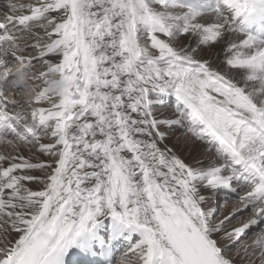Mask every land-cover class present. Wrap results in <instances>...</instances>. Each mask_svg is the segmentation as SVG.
I'll return each mask as SVG.
<instances>
[{
	"label": "snow or ice",
	"instance_id": "obj_1",
	"mask_svg": "<svg viewBox=\"0 0 264 264\" xmlns=\"http://www.w3.org/2000/svg\"><path fill=\"white\" fill-rule=\"evenodd\" d=\"M0 264H264V0H0Z\"/></svg>",
	"mask_w": 264,
	"mask_h": 264
},
{
	"label": "rangeland",
	"instance_id": "obj_2",
	"mask_svg": "<svg viewBox=\"0 0 264 264\" xmlns=\"http://www.w3.org/2000/svg\"><path fill=\"white\" fill-rule=\"evenodd\" d=\"M219 202H220V201L217 202V207L219 206Z\"/></svg>",
	"mask_w": 264,
	"mask_h": 264
},
{
	"label": "bare ground",
	"instance_id": "obj_3",
	"mask_svg": "<svg viewBox=\"0 0 264 264\" xmlns=\"http://www.w3.org/2000/svg\"><path fill=\"white\" fill-rule=\"evenodd\" d=\"M220 203H221V201L219 202V205H220ZM218 208H219V206H218Z\"/></svg>",
	"mask_w": 264,
	"mask_h": 264
}]
</instances>
